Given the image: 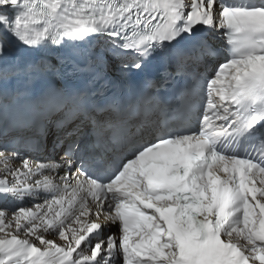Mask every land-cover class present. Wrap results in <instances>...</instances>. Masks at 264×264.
Returning <instances> with one entry per match:
<instances>
[{
    "label": "snow or ice",
    "instance_id": "1",
    "mask_svg": "<svg viewBox=\"0 0 264 264\" xmlns=\"http://www.w3.org/2000/svg\"><path fill=\"white\" fill-rule=\"evenodd\" d=\"M0 264H264V0H0Z\"/></svg>",
    "mask_w": 264,
    "mask_h": 264
},
{
    "label": "bare ground",
    "instance_id": "2",
    "mask_svg": "<svg viewBox=\"0 0 264 264\" xmlns=\"http://www.w3.org/2000/svg\"><path fill=\"white\" fill-rule=\"evenodd\" d=\"M108 231H109V229L106 228V229H105V232L107 233ZM111 231H113V232L117 231L116 227L113 226L112 229H111Z\"/></svg>",
    "mask_w": 264,
    "mask_h": 264
}]
</instances>
